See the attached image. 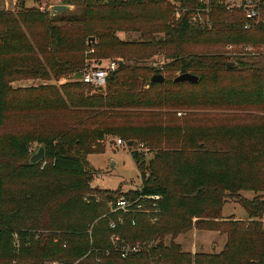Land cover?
<instances>
[{
  "label": "trees",
  "instance_id": "trees-1",
  "mask_svg": "<svg viewBox=\"0 0 264 264\" xmlns=\"http://www.w3.org/2000/svg\"><path fill=\"white\" fill-rule=\"evenodd\" d=\"M64 1L74 10L53 17L36 7L26 9V0L17 12L0 10V53H26L28 61L38 58L28 67L36 79L66 80L60 85L62 93L52 84L31 89L39 94L28 107L73 116L59 126H36L29 136H0V264H264V187L255 183L253 175L255 166L264 165V124L88 126L98 113L114 108L187 111L186 115L207 109H264L261 63L237 55L231 61L222 51L209 50L264 44V23L247 20L244 9L231 11L220 0L209 4L202 0ZM259 6L264 12V0ZM38 27L42 35L33 40L40 39L35 46L23 29L34 34ZM119 33L138 37L127 40ZM89 37H95V46H88ZM21 41L25 46H19ZM87 57L118 59L105 91L76 80L86 71ZM156 57L163 59L160 68L140 65ZM230 62L237 66L228 68ZM22 71L14 67L12 72L6 62H0V127L12 108L9 77ZM187 73L199 77V83H174ZM158 74L164 82L150 83ZM108 135L127 144L140 142L153 151L148 162L145 152L132 154L142 186L126 196L131 202L141 196H160L157 203L141 200L150 213L137 209V203L129 213L112 212L123 197L121 190L91 187L96 169L88 158L104 153L102 143ZM32 142L39 143L46 155L35 165L29 163ZM44 162L47 166L41 169ZM7 180L22 181L28 190L21 197L16 190L10 197ZM28 180L33 181L26 184ZM43 189L45 194H38ZM246 192L263 195L249 200L241 196ZM233 197L248 221H222ZM7 203L19 207L14 204L7 212ZM152 216L159 218L148 229L152 236L130 242L141 244L143 250L123 259V243L114 245L113 233L128 243L131 230L147 225ZM112 221L118 222L114 231ZM192 229L226 236L222 251L184 252L175 240ZM168 236L172 238L166 244Z\"/></svg>",
  "mask_w": 264,
  "mask_h": 264
},
{
  "label": "rangeland",
  "instance_id": "rangeland-1",
  "mask_svg": "<svg viewBox=\"0 0 264 264\" xmlns=\"http://www.w3.org/2000/svg\"><path fill=\"white\" fill-rule=\"evenodd\" d=\"M223 1L228 8L232 10L244 9L246 2L248 0H220ZM256 5L261 4L262 0H252ZM174 2V1H173ZM22 0H0V10H5L9 12L19 11L20 4ZM25 8L30 9L36 7L42 11H47L51 13V7L55 5H67L70 6L69 11H73L74 7L67 4L64 0H29L25 2ZM260 7V6H259ZM258 9V8H257ZM66 10V11H67ZM245 10V9H244ZM179 17V14L176 15ZM264 23V12L259 10L258 17L254 20ZM248 30V28H247ZM24 33L29 37L30 43L32 45H37L34 39L40 38L42 35V28L38 27L35 30V33H30L26 28L23 29ZM121 38L127 40H134L138 37L136 34L132 33H119ZM25 46L21 41L19 46ZM96 45V44H95ZM229 46L233 47L232 52L229 50ZM225 46L223 49L219 47H212L210 51H222L231 61H236L237 56H243V60L249 63L260 62L264 68V44H259L256 46H244L243 44H230ZM34 47V46H33ZM251 47V51H247L246 48ZM26 53H14V52H5L0 53V62L5 63L10 67V70L13 72V68L17 67L19 70H23L19 74H13L9 77V87L10 91V107L12 108L8 111V118L5 124L0 127V136L13 134L21 137L29 136L30 133H33L35 127L41 128L45 126H59L66 121H71L73 116L66 113H58L55 111L52 112H40L39 110H33L29 108V103L35 97L38 96V91H32L31 89L38 88L43 84H52L56 85V88L60 93L62 90L60 85L65 83L66 80L62 79L57 81L54 78L48 79H36L34 74H30L28 67L32 65L35 61L30 59L26 60ZM92 53L87 54L86 56H91ZM237 55V56H236ZM40 55H38L39 57ZM19 59V61H16ZM114 60H99L94 57H87L86 59V71L94 68H106L108 64ZM118 62V61H117ZM162 57H156L153 60H150L145 63H140L143 66H155L160 68L162 64ZM134 65L135 63H131ZM13 67V68H12ZM85 71V72H86ZM82 80V77L81 79ZM106 89V88H105ZM102 89V91H105ZM100 92V91H98ZM42 94V93H41ZM23 109V110H22ZM187 111H163V112H151V111H134L133 109L128 108H114L106 111L105 113H98L96 119H91L88 126L96 129L101 128H114L115 129H136L141 127H151V126H163V125H180V126H196V127H209V126H228V127H243V126H257L264 124V109L257 108H244V109H227V110H197L192 115H186ZM80 118V117H78ZM44 124V125H42ZM74 126V121H73ZM75 126H79L77 121ZM42 134V133H41ZM120 137L108 135L103 141V154H94L89 156L90 165L96 169L95 178L91 182V187L99 188L101 190L116 191L121 190L123 197L131 196L130 193L132 190L140 189L142 186L141 175L138 170V167L135 163L133 153L134 152H145L147 162L153 158V151L148 152L147 149L140 142L133 143V145L127 144L124 140L123 144H118ZM113 141V142H112ZM112 142V143H111ZM40 144L37 142H32L29 145V154L34 155L40 148ZM47 166V163L44 162L41 165V169H44ZM254 179L255 183L259 187H264V165L255 166ZM33 180H28L26 184H29ZM7 194L8 196H13L14 192L17 191V196L21 197L22 193L28 190L27 187L22 185V181H8L7 180ZM44 186V185H42ZM45 194V190L39 192L38 194ZM262 196V192L253 193L246 192L241 193V196L246 199H253L256 196ZM15 204V207H19L18 203H7L5 209L9 212L12 209V205ZM40 204V203H39ZM113 203H109L110 207H114ZM116 204V203H115ZM228 206L225 207L223 211L222 221L227 222L235 219L230 217L231 214H234L238 220H246L248 215L243 207L236 201V199L230 198L228 201ZM54 209V208H53ZM231 213V214H230ZM120 215L118 216V221L120 220ZM153 218V217H152ZM152 218L147 219V225L132 229L130 232V237H128V243H125V239L122 240L121 236L117 233H113L111 236L112 243L118 244L122 242L123 244H131L130 242L140 241L144 238H149L152 235L153 231L148 229L150 226H155L158 223L157 220H152ZM115 222V221H112ZM118 224V222H116ZM145 229V230H140ZM113 230V229H112ZM116 230V229H114ZM113 230V231H114ZM151 232V233H150ZM135 234V235H134ZM133 236V237H132ZM171 236L166 238V244H169L171 241ZM175 242L179 244L184 252L195 254L197 252L205 253H220L223 249L226 236L220 235L218 232L213 231H199L192 229L187 233L180 234ZM221 249V250H220ZM59 263V262H57ZM60 264V263H59Z\"/></svg>",
  "mask_w": 264,
  "mask_h": 264
},
{
  "label": "built area",
  "instance_id": "built-area-1",
  "mask_svg": "<svg viewBox=\"0 0 264 264\" xmlns=\"http://www.w3.org/2000/svg\"><path fill=\"white\" fill-rule=\"evenodd\" d=\"M213 1H215V0H202V2L205 4H209L210 2H213ZM259 5H260L259 3H258V5H256L254 3V1H252V0H248L246 2V5L244 6V9H245L244 11H245V15H246L247 20L254 21L258 17L259 10H260ZM228 48L232 52L233 47L229 46ZM246 50L251 51L252 48L247 47ZM117 68H118V63L116 61H112L108 64V66L106 68H94V69L87 70L82 75V81L85 84L92 85L94 88L105 89L107 86V80H108L110 73L116 71ZM117 143L123 144V141L118 140ZM148 152H149V150H148ZM94 178H95V176H94ZM161 199L162 198L160 196H141L136 201L131 202L126 197H121L119 199V201L116 203V207H115L116 209H114L112 212L122 211L123 213H129V212L133 211L132 207L135 205V203H137L138 204L137 209L143 210V212H146V213H150L149 210L147 209V207H145V204L141 203V200L142 201L149 200V201H154L155 203H157ZM154 206H156V204H154ZM155 212H158V211H155ZM152 217L154 218V216H152ZM153 218H152V220H154V219L157 220V218H154V219ZM119 222L123 223V219L120 218ZM132 224L135 225V222L133 221ZM117 225L118 224L116 222H111L110 227H111V229L114 230L117 228ZM142 250H143V248H142L141 244H136V245L123 244V246L121 247L120 253H121V257L123 259H126L131 254L140 253ZM54 264H58V263L55 262Z\"/></svg>",
  "mask_w": 264,
  "mask_h": 264
},
{
  "label": "water",
  "instance_id": "water-1",
  "mask_svg": "<svg viewBox=\"0 0 264 264\" xmlns=\"http://www.w3.org/2000/svg\"><path fill=\"white\" fill-rule=\"evenodd\" d=\"M71 7L70 6H67V5H55V6H52L51 7V16H57L61 13H63L64 11H66L67 9H70ZM96 44V39L95 37H89L88 39V46L92 47V46H95ZM237 64L235 62H230L227 64V67L228 68H234L236 67ZM82 77V74H77L75 76L76 80H80ZM165 80L164 76L163 75H154L151 80H150V83H163ZM200 81V78L197 77V76H194L192 74H181L179 76H177L175 79H174V83H189V84H197L199 83ZM130 146L133 144V142H129L128 143ZM46 158V155H45V149L43 147H40L39 150L31 156L30 160H29V163L31 165H35V164H38L39 162H42L44 161Z\"/></svg>",
  "mask_w": 264,
  "mask_h": 264
},
{
  "label": "crops",
  "instance_id": "crops-1",
  "mask_svg": "<svg viewBox=\"0 0 264 264\" xmlns=\"http://www.w3.org/2000/svg\"><path fill=\"white\" fill-rule=\"evenodd\" d=\"M112 142H113V141H112ZM112 142H111V143H112ZM228 205H229V204H227L226 206H228ZM226 206H225V207H226ZM224 209H225V208H224ZM230 214H231V213H230ZM230 217H234L236 220H238L234 214H231ZM248 220H249V219L247 218L246 220H241V221H248ZM262 222H264V217H263V219H262ZM220 250H221V249H220ZM221 251H222V250H221ZM221 251H220V252H221Z\"/></svg>",
  "mask_w": 264,
  "mask_h": 264
}]
</instances>
